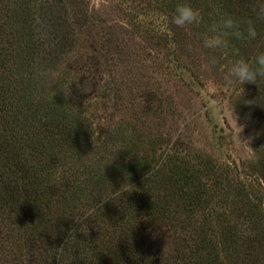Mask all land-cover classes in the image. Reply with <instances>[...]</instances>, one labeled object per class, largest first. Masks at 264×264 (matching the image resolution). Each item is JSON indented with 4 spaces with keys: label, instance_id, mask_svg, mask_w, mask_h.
Instances as JSON below:
<instances>
[{
    "label": "rangeland",
    "instance_id": "rangeland-1",
    "mask_svg": "<svg viewBox=\"0 0 264 264\" xmlns=\"http://www.w3.org/2000/svg\"><path fill=\"white\" fill-rule=\"evenodd\" d=\"M162 2L66 0L74 41L48 81L87 107L81 126L90 143L80 154L67 146L51 166L49 186L67 195L71 215L70 228L49 239L47 264H79L84 239L99 227L95 215L103 218L98 237L104 245L131 242V235L143 231L145 218H152V207L155 215L164 208L170 221L186 224L191 242L219 237L221 205L226 213L228 205L241 215L235 216L242 220L237 223L241 239L264 232V183L255 169L263 152L264 119L243 118L234 109L240 88L226 79L234 58L230 49L213 53L197 39L226 14L203 2L200 25L179 28ZM210 55L220 58L214 69L206 66ZM251 86L244 84L243 94ZM190 160L205 164L208 173L212 170L208 176L216 177L207 189L211 198L200 202L203 207L186 210L169 196L165 176ZM94 205L102 206L92 218L82 224L75 219ZM232 214L227 217L236 223ZM121 221L126 223L119 228ZM66 229L71 230L66 234ZM5 249V257L19 255L25 263L22 246ZM168 249L165 243L156 252Z\"/></svg>",
    "mask_w": 264,
    "mask_h": 264
},
{
    "label": "trees",
    "instance_id": "trees-1",
    "mask_svg": "<svg viewBox=\"0 0 264 264\" xmlns=\"http://www.w3.org/2000/svg\"><path fill=\"white\" fill-rule=\"evenodd\" d=\"M207 1L242 26L252 21L259 43L264 45V19L256 15L262 0H164L162 4L174 13L180 3L189 2L198 9ZM73 41L74 26L66 0H0V264H47L51 235L70 225L67 195L63 197L49 186V178L61 151L72 145L80 154L90 143L87 128L81 126L87 107L50 86L48 74ZM231 47L238 48L243 57L264 50L258 49L256 42L232 41ZM237 100L234 109L239 116L264 119V82L252 83ZM260 143L263 152L255 169L264 183V138ZM208 169L205 164L184 162L180 170L165 176L169 196L186 210L203 207L200 202L211 198L208 187L215 185L216 175L209 177L212 170L208 173ZM227 207L228 213L221 205L216 214L221 222L219 237L206 243L191 242L186 224L177 226L170 221L164 208L154 220L156 210L152 207L149 216L153 219L145 218L143 231L131 235V242L116 240L104 245L98 237L103 218L95 215L92 219L99 227L81 243L84 249L79 252V264H264V232L253 231L241 239L237 223L242 220L236 219L241 215L232 214L233 206ZM208 209L213 211L210 205ZM125 223L121 221L118 227ZM165 243L169 249L156 252ZM8 244L27 251L25 263L19 255L5 257Z\"/></svg>",
    "mask_w": 264,
    "mask_h": 264
},
{
    "label": "clouds",
    "instance_id": "clouds-1",
    "mask_svg": "<svg viewBox=\"0 0 264 264\" xmlns=\"http://www.w3.org/2000/svg\"><path fill=\"white\" fill-rule=\"evenodd\" d=\"M256 15L258 19H264V0L258 4ZM202 19L203 17L199 9L194 8L189 2H184L175 7L171 22L176 27L183 28L185 26H198ZM258 36L259 33L256 25L252 21H247L242 26L241 22L231 15H221L216 21L208 24L204 31L197 34V39L204 49L210 50L213 53L226 52L230 49L231 55L234 58L227 65L226 79L234 87L239 85L238 100L243 95L244 84L255 83L258 85L260 82H264V50H257L250 57H243L240 55L238 48H230V46L232 41H240L242 43L256 42L259 49L264 47V45L259 43ZM219 59L217 55L208 56L206 66L210 69L216 68ZM245 103H251V101H245ZM100 206L102 205H94L92 208L82 212L75 219L82 224L83 221L92 218L94 211Z\"/></svg>",
    "mask_w": 264,
    "mask_h": 264
}]
</instances>
